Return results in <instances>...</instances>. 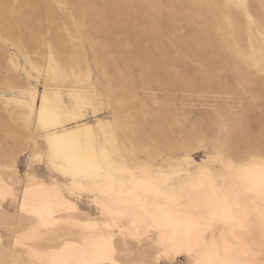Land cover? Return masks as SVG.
I'll return each mask as SVG.
<instances>
[{"label":"rangeland","instance_id":"rangeland-1","mask_svg":"<svg viewBox=\"0 0 264 264\" xmlns=\"http://www.w3.org/2000/svg\"><path fill=\"white\" fill-rule=\"evenodd\" d=\"M237 2L0 0V186L8 192L0 198V261L29 259L14 242L35 222L20 210L33 175L78 209L54 228L40 227L28 247L51 251L44 248L60 244L63 232L79 241L89 230L72 219L76 214L119 239L122 264H192L187 250L170 251L155 230L137 231L129 216H105L94 195H74L70 179L48 167L45 132L22 104L30 91L36 103L44 82L29 61L42 68L50 51L81 73L95 102L82 121L105 128L118 165L170 173L171 185L205 168L222 183L219 149L238 163L264 154V0H242L243 10L232 6ZM54 83L70 107L67 90L76 80ZM246 227L239 240L224 227L215 239L230 243L227 258L261 264V224L250 218Z\"/></svg>","mask_w":264,"mask_h":264},{"label":"snow or ice","instance_id":"snow-or-ice-1","mask_svg":"<svg viewBox=\"0 0 264 264\" xmlns=\"http://www.w3.org/2000/svg\"><path fill=\"white\" fill-rule=\"evenodd\" d=\"M232 6L241 10L247 7L242 0ZM94 103L87 96H77L76 108L67 116L72 123L66 127L74 128L83 123L79 117L86 110L91 115ZM84 131L81 129L61 137H50L46 153L50 168L72 180L74 195L77 192L96 195L97 208L102 209L105 216H129L138 223L156 228L162 233L165 246L186 244L192 264H255L227 258L231 246L225 240L222 251L215 234L224 227L239 240L238 233L247 230L246 222L253 211L258 214L261 231L264 232V154L259 164L258 180L251 175V169L237 167L223 149H219L217 159L221 165L222 183L208 179L207 173L202 170L187 185L176 189L170 187V173L147 166L128 169L118 165L108 153L102 156L95 154L91 149V139L87 143L83 139ZM34 158L41 159V156ZM201 190H206L207 194L194 198L192 194ZM145 193L151 197V203ZM51 212L52 209L45 206L34 210V215L43 222L45 213L50 215ZM84 227L97 228L98 225ZM39 229L40 225H37L31 233L18 236L17 243L32 238ZM210 235L213 237L211 242L208 240ZM221 236H224L223 232ZM60 243L64 246L57 244L51 251H41L39 247L24 244L28 261H14L13 264H96L80 258V253L86 250L87 240L83 248L79 244L64 243L63 240ZM0 264L6 262L0 261Z\"/></svg>","mask_w":264,"mask_h":264},{"label":"bare ground","instance_id":"bare-ground-1","mask_svg":"<svg viewBox=\"0 0 264 264\" xmlns=\"http://www.w3.org/2000/svg\"><path fill=\"white\" fill-rule=\"evenodd\" d=\"M29 63L31 65V68L34 69L38 75L42 74L44 78L43 88L39 94L36 103H34L36 98L35 93L30 91L28 95L31 101H24L22 104L27 106L30 110L34 111L35 125L45 132V135L43 137L44 138L43 143L45 146L46 153L48 150V141L50 137H61L64 136L65 133L83 129L85 130L82 133L83 139L86 143L89 139H91L92 141L91 149L95 154L102 156L104 153H108L112 155L113 159L117 162V156H116L117 153L114 150V148L111 146V150H109L105 146L104 141L106 137H105V128L103 126H101L98 123L91 124L83 121V123L76 125L74 128L66 127L68 123H72L71 120L67 119V116L70 111L76 108L77 96L84 95L87 96L90 100H92V94L89 91V87L83 84L81 81L82 80L81 73L76 71L72 66L66 69L65 66H63L60 62L56 61V59L53 57L50 51L47 54L45 64L43 65L42 68L36 66L31 61H29ZM60 78H73V80H76V83L73 84L67 90L70 107H68V105L64 102L58 84L54 83V81L59 80ZM42 109H43V114H42ZM79 118L82 120V115ZM57 129H59V131H57ZM35 153L36 156H41V152L39 150H36ZM260 161L261 158H257V159L249 160L248 162H244V163H238L235 161H233V163L239 168L251 169L252 170L251 175L253 176L254 179L258 180ZM46 164L48 165V167H50L47 155H46ZM203 171L207 173L208 179L216 180V178L212 176L207 169L203 168ZM201 172L202 171L194 174L187 173L186 177L182 178V180L177 185H170V187L179 189L181 186L187 185L192 178L199 176ZM58 173L63 175V173L61 172ZM28 178L29 179L26 181L23 187V199L20 203V210L26 214L31 215L35 222L31 225L27 233H31L32 230L36 228L37 225H40V227L44 229L54 228L59 224L60 219L64 217L65 213L76 212V210L78 209L74 201H72L71 199H69L68 197L64 196L59 192L51 191L45 182L37 179L33 175H30ZM121 179H125V177H121ZM127 179L130 180L131 177H127ZM70 183H71L70 185L72 186L71 179H70ZM6 190L2 189V187L0 186V198H5L8 195V192ZM86 194L89 193L86 192ZM204 194H207L206 190L195 192L192 195L195 198ZM94 197L95 200L97 201L98 197L96 195H94ZM145 197L149 203L152 202L151 197H149L147 193H145ZM45 206L51 208L52 212L50 215L48 213H45L44 221L41 222L40 218L34 215V210L41 209ZM72 217L73 220L82 223L81 225L83 227L89 224L97 225L96 221L93 219H88V218L80 219L76 216V214H73ZM250 218H254L255 220H257V222L261 224L260 218L255 211L251 213L249 219ZM249 219L247 220V222L249 221ZM134 223L136 224V227L139 229V231L145 230L146 228L150 227L148 225L145 226L142 223H138L135 220ZM84 228L88 229L89 232L82 233L79 241H75L72 237H70V232H63L61 234L63 236L62 240L64 241V243H68V244H79L82 248L84 247L85 241L87 240L88 244L86 250L85 252L80 253V258L87 259L89 261H94L96 262V264H122L116 257V251L117 249H119L120 241L118 238H116V236L112 232H106L103 229H100L99 227L97 228L84 227ZM150 228H152L157 232L161 243L165 244V241L162 238V233L160 231H157L156 228L154 227H150ZM23 234L25 233L20 232L21 236ZM169 238H171V234L169 235ZM30 239L31 238L22 241L21 245L23 246L24 244H26L28 246L27 241ZM208 240L209 242H211L213 238L210 236ZM14 245L15 246L18 245L17 240H15ZM59 246L63 247L64 245L60 243ZM220 247L221 250L223 251V246ZM167 248L173 252L180 250L188 251L186 244L182 245L180 243H177L175 247L171 245H167ZM44 249L51 250L53 248L47 246Z\"/></svg>","mask_w":264,"mask_h":264}]
</instances>
